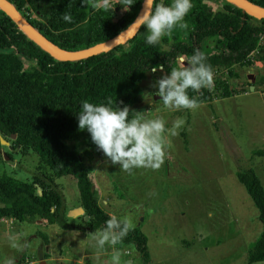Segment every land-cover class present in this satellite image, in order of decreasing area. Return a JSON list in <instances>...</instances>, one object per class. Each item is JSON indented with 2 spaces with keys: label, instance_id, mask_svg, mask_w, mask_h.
Masks as SVG:
<instances>
[{
  "label": "trees",
  "instance_id": "trees-1",
  "mask_svg": "<svg viewBox=\"0 0 264 264\" xmlns=\"http://www.w3.org/2000/svg\"><path fill=\"white\" fill-rule=\"evenodd\" d=\"M5 1L45 40L68 52L109 41L133 21L143 2L135 0L128 10V24L121 26L117 14L123 6L116 4L117 1L108 11L95 10L82 0ZM218 1L192 0L193 7L185 17L188 24L185 40L180 39L183 30L176 28L159 44L149 45L145 40L148 33L141 26L131 39L109 51L75 61L53 59L30 42L0 11V134L14 135L13 147L31 149L51 175L50 178L33 175L32 182L25 183L2 174L0 219L40 220L45 225L74 228L64 219V200L53 185V179L69 176L75 181L79 206L88 218L86 230L94 233L104 227L109 216L98 206L90 179L92 170L67 145L81 132H87L78 128L77 114L81 102L107 104L111 100V106L115 107V103L121 108L127 105L132 112L142 97L141 81L152 67L162 64L165 69L178 56L191 57L197 49L202 51V44L207 39H213L218 51H203L213 72L225 70L231 74L235 66H252L250 55L260 46L264 19H254L229 3L216 11H211L206 4ZM246 1L264 9V0ZM164 3L170 4L171 0H164ZM67 12L73 17L72 23L62 19V14ZM161 44L167 48L163 49ZM22 58L31 61L33 67L24 70ZM260 60L264 61V53ZM262 83L264 76L258 81V84ZM230 94V86L223 84L221 98ZM188 95L200 103L210 100L205 88L200 90L201 98L191 89ZM129 115L130 118L135 116L133 112ZM91 146L100 152L95 145ZM255 154L264 158V149ZM84 155L90 156L87 152ZM236 180L257 210L261 224L260 235L251 244L245 263L264 261L263 188L250 168L237 172ZM119 244L133 245L140 263L150 264L146 238L138 228H132Z\"/></svg>",
  "mask_w": 264,
  "mask_h": 264
},
{
  "label": "rangeland",
  "instance_id": "rangeland-1",
  "mask_svg": "<svg viewBox=\"0 0 264 264\" xmlns=\"http://www.w3.org/2000/svg\"><path fill=\"white\" fill-rule=\"evenodd\" d=\"M206 4L216 11L227 2ZM129 17L128 10L121 9L117 14L119 25L126 26ZM182 32L180 39L185 40L187 32ZM201 48L209 53L218 52L213 39L205 40ZM263 53L264 40L250 55L252 66H235L231 74L214 71L213 85L205 88L210 100L201 102L196 110L170 111L156 94L155 81L169 74L171 68L179 67L180 56L163 72L158 69L145 74L140 84L141 100L132 111L142 112L148 118L163 117L166 128H171L178 117L186 121L178 135L165 134L166 158L159 169L137 168L131 174L121 170L101 151H95L88 132H81L75 141L67 143L90 166L99 207L118 218L129 217L133 228L138 227L145 236L150 263L246 264V255L259 237L261 226L257 210L237 182L236 174L252 169L264 191V158L255 154L264 149V83L258 84L264 76V61L260 60ZM181 56L186 61L189 58ZM22 66L29 70L33 63L22 58ZM223 84L230 86L229 97L221 98ZM196 93L201 98L200 92ZM0 140V176L5 174L25 183H31L33 175L51 177L31 149L13 147L12 140L2 134ZM84 152L90 156L85 157ZM53 185L62 195L64 206L79 204L72 177L53 179ZM84 223V217L74 220L75 225ZM50 228L36 224V220L16 222L14 229L8 230L12 240L0 245V264L8 258L42 251L43 239L48 255L69 250L75 258L94 243L86 231ZM13 243L21 250L14 248ZM106 246L114 253V246ZM123 248L128 249L125 254L133 264H141L133 245H122ZM119 253L124 264L127 258Z\"/></svg>",
  "mask_w": 264,
  "mask_h": 264
},
{
  "label": "clouds",
  "instance_id": "clouds-1",
  "mask_svg": "<svg viewBox=\"0 0 264 264\" xmlns=\"http://www.w3.org/2000/svg\"><path fill=\"white\" fill-rule=\"evenodd\" d=\"M134 2L135 0H117L116 4H121L127 11ZM82 3L95 10L108 11L114 8L112 0H82ZM192 7V0H171L170 4H165L164 0H144L143 11L129 25L126 33H134L143 26L148 33L146 43L159 44L174 29H188L185 17ZM62 19L67 23L73 21L70 12L63 13ZM206 59L205 53L199 49L187 61L184 56H180V66L171 68L169 74L162 75L155 81L154 87L158 89L156 94L164 108L179 111L196 110L200 107V101L195 97L190 98L188 90L200 92L213 85L214 73ZM158 69L163 72L164 65H156L151 71L155 73ZM112 104L111 100L107 104L82 101L77 114L78 128L87 130L97 150L112 164H118L121 170L131 174L137 168L159 169L166 158L165 134L178 135L186 123L185 119L178 117L171 128H166L163 117L148 118L142 112L132 111L136 114L130 118L129 114L132 112L127 105L121 108L116 103L115 107ZM132 228L129 217L118 218L112 214L104 227L93 233V239L97 247L103 250L106 244L114 246L119 243ZM12 246L21 250L15 243ZM4 264H15V259L8 258ZM110 264H120L119 252L112 254Z\"/></svg>",
  "mask_w": 264,
  "mask_h": 264
},
{
  "label": "crops",
  "instance_id": "crops-1",
  "mask_svg": "<svg viewBox=\"0 0 264 264\" xmlns=\"http://www.w3.org/2000/svg\"><path fill=\"white\" fill-rule=\"evenodd\" d=\"M251 24H254V23L251 22ZM254 65H257V61L254 62ZM261 75H264V74H261ZM93 188H94V186H93ZM78 203H79V201H78ZM64 207H66V205ZM77 209H80L81 212L74 214L73 211H75ZM100 209H101V207H100ZM101 210L103 211V209H101ZM105 213L109 217L111 216L109 212H105ZM83 217H84V221H85V223L83 225H75L74 224V220H77V219L79 220V218H83ZM85 218H86V220H85ZM64 219H65L67 225L74 226V228H70L68 230L79 231V230L83 229V231H86V233L89 235V238L94 243L91 246H89L88 248H86L84 251H82L81 255L78 258H75L72 256L71 253H69V250H68V253H66L64 251H59L56 253V255H52V256L48 255L47 246H46L47 242H46V244L44 245V248L42 247V251H37L32 256L18 257L17 259H15V264H23V263L24 264H35V263H37V264H42V263L43 264H62L61 262H67L68 264H110V261L112 259V256H110V255L113 254V251L112 250L109 251L108 247L106 246L107 244L105 245L106 248H104L103 250H101L97 247V243L93 239V233L85 230V225H87L88 218L84 215V211L79 206V204L76 205L75 207H69V208L66 207ZM257 219H258V217H257ZM16 222L17 221L14 220L13 218L0 219V245H3L6 241L12 240L13 237L11 238L8 230L14 229ZM18 223H20V222H18ZM36 224L48 226L49 228L50 227L58 228L55 225H45L40 220H36ZM76 226H78V227H76ZM260 226H261V224H260ZM53 228H50V229H53ZM50 232L52 233L53 231L50 230ZM55 233H57V232H54V234ZM37 235H38V237H40L38 233H37ZM31 238H34V236H32ZM121 248H122V245H120L119 243H117L113 247L114 252H116V251L122 252V255L126 256L127 259L124 260V264H133L132 260H130V258L128 259L127 255L125 254L126 250H128V249H126V248L121 249ZM105 249H106V251H105ZM70 250H72V249H70ZM121 263H122V259L120 260V264ZM150 264H152V261Z\"/></svg>",
  "mask_w": 264,
  "mask_h": 264
},
{
  "label": "water",
  "instance_id": "water-1",
  "mask_svg": "<svg viewBox=\"0 0 264 264\" xmlns=\"http://www.w3.org/2000/svg\"><path fill=\"white\" fill-rule=\"evenodd\" d=\"M224 1L234 5L236 8L240 9L241 11H243L244 13H246L247 15L251 16L254 19L257 20L264 19V9L254 5L253 3H250L246 0H224ZM143 4H144V0L135 18L129 25H131L136 20L137 16L141 14V12L143 11ZM0 11L11 19V21L15 24V26L20 30V32L24 36H26V38L30 42L38 46L41 50L46 52L50 57L58 61H75L90 56H94L98 53L107 52L113 47L117 46L118 44L131 39L135 33V32L126 33V30L129 27L128 25L124 30H122L120 33H118L115 37H113L109 41H106L102 44L93 46L85 50L68 52V51H63L58 47L54 46L52 43L45 40L41 35H39L35 30H33L32 27L19 15V13L11 6L9 2L5 0H0ZM9 138L13 140L14 135H11ZM4 144L7 143L4 142ZM79 212H81L80 209L73 211L74 214Z\"/></svg>",
  "mask_w": 264,
  "mask_h": 264
},
{
  "label": "built area",
  "instance_id": "built-area-1",
  "mask_svg": "<svg viewBox=\"0 0 264 264\" xmlns=\"http://www.w3.org/2000/svg\"><path fill=\"white\" fill-rule=\"evenodd\" d=\"M264 40V27H263V32L260 34L259 36V43L261 44V42Z\"/></svg>",
  "mask_w": 264,
  "mask_h": 264
},
{
  "label": "flooded vegetation",
  "instance_id": "flooded-vegetation-1",
  "mask_svg": "<svg viewBox=\"0 0 264 264\" xmlns=\"http://www.w3.org/2000/svg\"><path fill=\"white\" fill-rule=\"evenodd\" d=\"M13 141V140H12ZM11 145L13 146L12 142H11ZM13 148V147H12Z\"/></svg>",
  "mask_w": 264,
  "mask_h": 264
}]
</instances>
